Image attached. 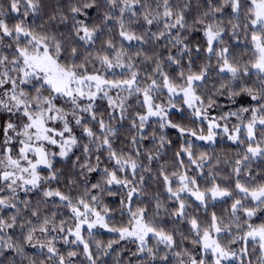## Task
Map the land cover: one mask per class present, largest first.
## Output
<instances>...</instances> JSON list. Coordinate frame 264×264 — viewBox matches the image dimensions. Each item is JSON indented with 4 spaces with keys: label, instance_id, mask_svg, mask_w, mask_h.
Returning a JSON list of instances; mask_svg holds the SVG:
<instances>
[{
    "label": "snow or ice",
    "instance_id": "snow-or-ice-1",
    "mask_svg": "<svg viewBox=\"0 0 264 264\" xmlns=\"http://www.w3.org/2000/svg\"><path fill=\"white\" fill-rule=\"evenodd\" d=\"M110 259L264 264V0H0V264Z\"/></svg>",
    "mask_w": 264,
    "mask_h": 264
},
{
    "label": "trees",
    "instance_id": "trees-1",
    "mask_svg": "<svg viewBox=\"0 0 264 264\" xmlns=\"http://www.w3.org/2000/svg\"><path fill=\"white\" fill-rule=\"evenodd\" d=\"M170 134H171L172 139L175 140L176 139L175 131L173 130ZM204 147H208L210 149L211 147H217V146H207V145H205ZM229 147H230L229 143L227 141H224L217 147V151L225 150V149H228ZM109 264H111V259L109 260Z\"/></svg>",
    "mask_w": 264,
    "mask_h": 264
},
{
    "label": "rangeland",
    "instance_id": "rangeland-1",
    "mask_svg": "<svg viewBox=\"0 0 264 264\" xmlns=\"http://www.w3.org/2000/svg\"><path fill=\"white\" fill-rule=\"evenodd\" d=\"M103 239L107 240L109 238V234H103Z\"/></svg>",
    "mask_w": 264,
    "mask_h": 264
}]
</instances>
